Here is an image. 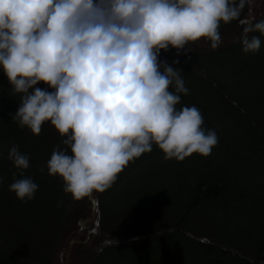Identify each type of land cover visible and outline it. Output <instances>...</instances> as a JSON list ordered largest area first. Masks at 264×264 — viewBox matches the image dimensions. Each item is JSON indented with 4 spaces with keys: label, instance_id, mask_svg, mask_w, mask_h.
I'll use <instances>...</instances> for the list:
<instances>
[{
    "label": "trees",
    "instance_id": "1",
    "mask_svg": "<svg viewBox=\"0 0 264 264\" xmlns=\"http://www.w3.org/2000/svg\"><path fill=\"white\" fill-rule=\"evenodd\" d=\"M255 1L254 11L248 0L238 20L221 23L216 49L202 38L187 52L160 53L190 90L180 103L195 104L217 132L207 156L166 160L153 145L110 188L73 199L46 167L63 138L48 122L39 135L20 128L11 119L19 95L0 94V264H264V36L256 53L238 42L251 18L264 19V0ZM13 143L38 184L29 201L8 190Z\"/></svg>",
    "mask_w": 264,
    "mask_h": 264
},
{
    "label": "clouds",
    "instance_id": "2",
    "mask_svg": "<svg viewBox=\"0 0 264 264\" xmlns=\"http://www.w3.org/2000/svg\"><path fill=\"white\" fill-rule=\"evenodd\" d=\"M247 2L0 0V70L19 95L11 119L34 135L46 122L58 131L65 147L52 150L46 167L64 193L104 192L153 145L166 160L211 153L216 130L195 104L180 103L190 90L160 53L187 52L202 38L216 49L221 23L238 20ZM260 36L264 19L251 18L238 36L241 51L258 52ZM7 159L17 170L8 190L32 200L38 184L23 174L29 155L13 143Z\"/></svg>",
    "mask_w": 264,
    "mask_h": 264
},
{
    "label": "rangeland",
    "instance_id": "3",
    "mask_svg": "<svg viewBox=\"0 0 264 264\" xmlns=\"http://www.w3.org/2000/svg\"><path fill=\"white\" fill-rule=\"evenodd\" d=\"M258 2V1H257ZM257 2L255 0H251V4H252V9L253 11L256 9L257 7ZM6 83H9L8 79H5V78H1L0 77V94L4 95L5 97H9V96H12V93L11 91L9 90H6L5 88H3V86L6 84ZM3 96V97H4ZM211 97V96H209ZM232 115V113H229ZM213 128V126L211 127ZM249 134V131L247 129L243 130V132L241 133V135H248Z\"/></svg>",
    "mask_w": 264,
    "mask_h": 264
}]
</instances>
